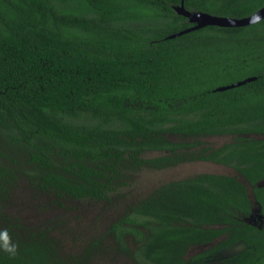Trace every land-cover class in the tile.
<instances>
[{
	"label": "trees",
	"instance_id": "16d2710c",
	"mask_svg": "<svg viewBox=\"0 0 264 264\" xmlns=\"http://www.w3.org/2000/svg\"><path fill=\"white\" fill-rule=\"evenodd\" d=\"M181 2L0 0V232L15 245L0 240V264H88L100 247L78 259L49 226L16 232L2 210L22 183L46 212L115 209L103 237L137 264H198L240 241L264 257V19L169 39L192 26ZM184 4L244 18L264 0ZM202 164L229 172L137 192Z\"/></svg>",
	"mask_w": 264,
	"mask_h": 264
},
{
	"label": "rangeland",
	"instance_id": "374dc122",
	"mask_svg": "<svg viewBox=\"0 0 264 264\" xmlns=\"http://www.w3.org/2000/svg\"><path fill=\"white\" fill-rule=\"evenodd\" d=\"M198 171L229 172L228 169L210 166V164L182 166L166 173L147 175L141 179L142 182L138 186L137 192H142L143 189L148 190L164 179L182 178ZM32 193L33 191L25 188L22 183L20 189L5 204V208L3 207L2 211L9 216V223L15 227L14 230L18 229L15 225H20L24 229L49 226L51 235H54L59 241L62 251L78 259L82 258L85 246L93 240H99L101 241L100 247L95 250L88 264H134L130 252L127 253L123 248L118 247L112 237H103L107 227L118 217L115 209L110 207L107 209L99 204L93 206L85 203L68 211L52 208L49 209L51 212H46V209H42L44 208L42 207V198L32 195ZM16 232L19 233L17 230ZM239 251V246L228 248L217 254L211 264H216L217 261L221 262L227 257L236 255Z\"/></svg>",
	"mask_w": 264,
	"mask_h": 264
},
{
	"label": "water",
	"instance_id": "95a60500",
	"mask_svg": "<svg viewBox=\"0 0 264 264\" xmlns=\"http://www.w3.org/2000/svg\"><path fill=\"white\" fill-rule=\"evenodd\" d=\"M175 10L178 14L187 17L189 19V22L192 24V26L183 31H180L178 33H174L168 36L169 39L177 38L186 33L196 31V30L205 28L207 26L245 27V26L256 24L264 19V7H262L260 10H258L253 15L244 17V18L217 16V15H213V14L206 13V12H192L186 9L184 0H182L179 6L175 7ZM255 79H256L255 77H249L244 80L238 81L236 83H232L230 85L220 86L216 88L215 91H226L229 89L240 87L242 85H245L249 82L254 81Z\"/></svg>",
	"mask_w": 264,
	"mask_h": 264
},
{
	"label": "flooded vegetation",
	"instance_id": "af4514ba",
	"mask_svg": "<svg viewBox=\"0 0 264 264\" xmlns=\"http://www.w3.org/2000/svg\"><path fill=\"white\" fill-rule=\"evenodd\" d=\"M236 246L240 247V251L236 255L227 257L221 262L217 261L216 264H242L244 261H247V263H250V264H254V263L258 264L264 261V257L261 260L259 257H255V252H257V248L255 247L256 245H254L253 243L249 245L248 243H246V241H240L230 246L229 248L236 247ZM227 249L228 248L222 249L220 251L213 253L207 258L200 259L198 264H211V261L213 260V258H215L217 254L222 253L224 250H227ZM255 259H256V262H255ZM133 262L134 264H137V262H135L134 260Z\"/></svg>",
	"mask_w": 264,
	"mask_h": 264
},
{
	"label": "clouds",
	"instance_id": "9594fccd",
	"mask_svg": "<svg viewBox=\"0 0 264 264\" xmlns=\"http://www.w3.org/2000/svg\"><path fill=\"white\" fill-rule=\"evenodd\" d=\"M0 240L4 241L3 248L5 251H8L9 253L14 252L15 245L9 246V244H8V232H7V230L0 232Z\"/></svg>",
	"mask_w": 264,
	"mask_h": 264
}]
</instances>
